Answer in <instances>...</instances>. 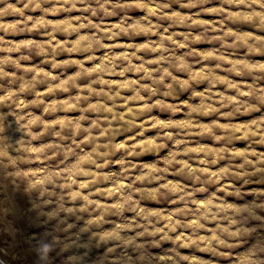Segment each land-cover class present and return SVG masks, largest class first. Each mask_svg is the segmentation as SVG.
<instances>
[{"label":"clouds","instance_id":"clouds-1","mask_svg":"<svg viewBox=\"0 0 264 264\" xmlns=\"http://www.w3.org/2000/svg\"><path fill=\"white\" fill-rule=\"evenodd\" d=\"M0 264H264V0H0Z\"/></svg>","mask_w":264,"mask_h":264}]
</instances>
